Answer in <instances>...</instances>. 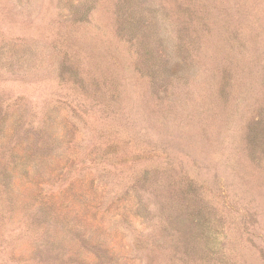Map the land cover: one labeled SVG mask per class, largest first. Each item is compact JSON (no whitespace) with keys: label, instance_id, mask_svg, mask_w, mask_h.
Wrapping results in <instances>:
<instances>
[{"label":"rangeland","instance_id":"obj_1","mask_svg":"<svg viewBox=\"0 0 264 264\" xmlns=\"http://www.w3.org/2000/svg\"><path fill=\"white\" fill-rule=\"evenodd\" d=\"M0 264H264V0H0Z\"/></svg>","mask_w":264,"mask_h":264}]
</instances>
